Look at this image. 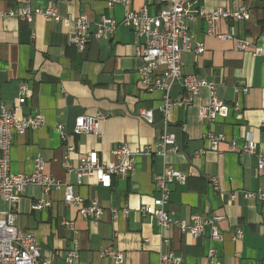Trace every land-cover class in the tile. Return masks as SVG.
Returning <instances> with one entry per match:
<instances>
[{"label": "crops", "instance_id": "obj_1", "mask_svg": "<svg viewBox=\"0 0 264 264\" xmlns=\"http://www.w3.org/2000/svg\"><path fill=\"white\" fill-rule=\"evenodd\" d=\"M109 0H55L62 18L85 17L89 22L101 16L122 19L124 7L109 10ZM192 9L207 12L217 8L245 6L250 19L239 22L221 21L218 33H233L246 39L251 47L242 52L233 41H221L206 34V25L199 18L188 21L192 45L201 42L205 53L182 54L184 73L213 81L217 95L228 110L214 122L198 117L199 106L208 98L202 89L190 105L181 104L185 95L176 85L171 93L174 106L168 115V132L174 134L177 153L162 157L137 156L135 171L125 177H113L110 187L84 177L78 185L77 176H68L63 167V144L56 128L63 125L72 133L80 116L104 115L101 136L84 134L73 137L75 147L70 161L78 164L81 157L96 152L101 161L111 162L112 148L126 144L132 150L153 146L155 152L163 132L162 93L146 91L139 84L143 65L136 54L142 43L126 26L117 28L110 40L91 43L84 52L69 43L74 26L37 16L32 23L18 17H0V103L14 109L19 116L40 114L42 128L23 135H14L10 148V170L13 174H31L34 158L41 154L47 174L68 180L74 192L85 202L99 201L104 214L95 225L78 214V207L63 201V192L54 190L45 195L39 187L27 188L17 205V226L32 232L42 258L51 264H67L66 255L73 239L78 242V264H114L101 252L112 248L123 252L121 264H160V256L173 252L183 264H204L209 248L216 250L219 264H264V205L244 197L245 192H264V177L256 174V159L228 150V144L243 146L247 135L256 142L258 153L264 154V53L253 55L254 48L264 52V0H185ZM50 0H0V11L29 6L45 9ZM135 10L146 8L156 14L165 5L158 0H130ZM27 87L25 104L19 105V88ZM236 87L247 88L245 94ZM153 114V123L139 118L140 110ZM222 134L226 141L213 150L203 135ZM220 151L221 153H219ZM173 166L188 174L183 184L174 185L167 209L180 220L194 215L220 217L223 234L220 243L212 242L206 230L193 238L176 227L160 228L151 216H143L142 208L152 206L155 196L154 176ZM218 182L217 190L211 181ZM235 198L231 200L230 196ZM41 200L50 208L36 211L32 206ZM5 205L0 201V208ZM129 210L113 220L111 209ZM73 222L72 231L63 225ZM237 229L242 236L234 239ZM168 241V243H165Z\"/></svg>", "mask_w": 264, "mask_h": 264}, {"label": "built area", "instance_id": "obj_2", "mask_svg": "<svg viewBox=\"0 0 264 264\" xmlns=\"http://www.w3.org/2000/svg\"><path fill=\"white\" fill-rule=\"evenodd\" d=\"M45 9H31L29 6L19 7L17 10L0 11V17H18L28 23H32L37 16H44L54 22H63L74 26L73 34L69 43L78 51L84 52L91 43L110 40L120 26L129 27L134 36L141 40L136 54L141 58L143 65L139 72L140 87L146 91H160L162 93L161 113L163 114V132L156 143L155 152L153 146L132 150L126 144H116L111 151L113 161H101L96 152H91L79 160L78 164L70 161V154L75 147L71 140L84 134L101 136V124L105 119L104 115L80 116L74 123L72 133L66 132L63 125H57V132L63 144V167L68 176L75 174L78 185L82 184V179L88 177L95 179L103 187H110L113 177H125L135 171V160L137 156H151L152 153L166 157L171 153H177L179 148L175 143V136L168 132V115L174 106L170 93L178 85L185 95L181 104L190 105L193 98L202 90L206 89L209 96L199 106L198 117L209 123L214 122L219 115L226 113L228 106L224 100L217 95V86L213 81L201 78L195 74H187L182 70V54L194 52L197 55L205 53V46L198 42L193 47V38L189 30L188 21L199 18L206 25V34L214 36L221 41H233L239 51H246L251 47V43L246 39L237 38L233 33H218L216 26L219 22H239L250 19V13L245 6L235 5L231 9L217 8L211 12L203 9H192V5L185 0H158L165 5L156 14L149 15L144 7L135 10L131 7L130 0H109L106 4L109 10L114 6L124 7L122 19L110 16H101L99 20L89 22L85 17L62 18L59 16L54 1ZM260 48L253 49L254 56L263 55ZM18 104H25L29 92L26 86L19 88ZM245 94L247 88L236 87L235 93ZM139 118L145 122L153 123V114L148 110H140ZM44 118L40 114L29 116H19L14 109H8L0 103V201L5 205L0 208V264H51L49 260L42 258L37 246L36 236L32 232H27L17 226L18 213L17 205L27 188L31 186L39 187L47 195L57 190L63 192V201L68 206L78 207V214L84 220H92L99 224L104 208L99 201L85 200L74 192L72 184L66 180L55 178L45 171V161L41 154L34 158V170L31 174H13L10 170V148L13 136L23 135L31 130L42 128ZM261 127L264 128V122ZM203 139L208 142L213 150H218V146L225 143L224 135H215L211 132L203 135ZM228 150L240 154H245L256 159V174L264 177V154L256 150V142L251 135H247L243 146H237V142L228 144ZM221 153L220 151H218ZM188 178V174L168 166L154 176L155 196L152 206L140 210L143 216L153 217L160 228L176 227L181 232L190 234L193 238L201 236L206 230L212 242L220 243L223 234L219 227L220 217H203L194 215L190 220L177 219L173 212L167 209L170 201L172 187L183 184ZM212 189L217 190L218 182L211 181ZM246 199L257 200L264 205V192H245ZM231 200L235 195L230 196ZM51 203L46 200L36 202L32 209L36 211L50 208ZM110 214L113 220L119 216L128 217L129 210L111 209ZM63 225L72 231L73 222L64 221ZM242 236V230L237 229L234 239ZM168 243V241H165ZM79 246L76 239H73L71 248L66 255L67 264H78ZM101 256L111 257L114 264H121L124 260L123 252L107 248L101 252ZM160 264H183L180 256L173 252L160 256ZM204 264H219L216 250L211 247L206 254Z\"/></svg>", "mask_w": 264, "mask_h": 264}]
</instances>
